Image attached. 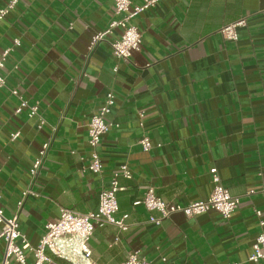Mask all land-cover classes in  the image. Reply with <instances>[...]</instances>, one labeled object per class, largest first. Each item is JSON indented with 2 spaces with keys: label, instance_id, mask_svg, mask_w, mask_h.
<instances>
[{
  "label": "crops",
  "instance_id": "1",
  "mask_svg": "<svg viewBox=\"0 0 264 264\" xmlns=\"http://www.w3.org/2000/svg\"><path fill=\"white\" fill-rule=\"evenodd\" d=\"M8 1L0 0V9ZM115 18L111 0H20L1 24L0 59L11 49L1 71L7 86L0 90L5 216L18 213L30 169L50 142L32 185L38 196L18 213L31 246L62 208L96 212L103 187L128 165L133 178L120 179L117 217L128 215L129 228L96 226L92 263L123 264L139 252L150 264H254L248 258L264 232V0H161L133 21L142 45L131 62L111 48L120 29L87 57L93 35ZM242 18L247 27L238 42L225 40L220 30ZM13 90L40 103L43 129L27 111L15 115L20 100ZM111 91L113 126L100 147L104 171L93 174L88 125ZM16 131L21 137L12 142ZM143 136L153 143L148 153L139 144ZM213 168L241 201L229 220L212 210L191 219L176 213L157 225L150 220L161 219L160 212L134 206L150 188L172 204L205 201ZM4 252L0 240V264Z\"/></svg>",
  "mask_w": 264,
  "mask_h": 264
},
{
  "label": "built area",
  "instance_id": "2",
  "mask_svg": "<svg viewBox=\"0 0 264 264\" xmlns=\"http://www.w3.org/2000/svg\"><path fill=\"white\" fill-rule=\"evenodd\" d=\"M20 0H9L7 5L0 9V26L5 21L9 13L16 8ZM114 4L115 19L102 31L93 35L89 53L87 57L94 52L96 47L105 42L106 39L115 34L117 29L122 34L111 43L114 55L121 61L131 62L133 53L138 51L142 45V35L138 28L134 26L133 21L146 10L155 7L161 0H142L139 6H132L130 0H111ZM247 27V19L242 18L231 24L225 25L220 34L230 42H238L241 29ZM16 45L20 41L15 42ZM11 49H7L0 59V90L7 86L6 78L2 76L1 71L5 69V62ZM118 72V68L114 69ZM12 94L20 100L19 107L15 115H20L23 111L28 112L30 119L38 120V128L43 129L46 120L41 116L40 103H31L24 96H21L17 90ZM115 93L113 91L106 95L102 107L92 116L88 125V143L90 147V164L87 171L93 174H102L104 166L101 159L100 147L103 137L113 126L108 122V118L115 106ZM144 114L141 113V117ZM119 127L118 125H115ZM143 126V124H141ZM21 137V132L16 131L11 136V141L16 142ZM145 153L153 149V143L147 136H143L139 141ZM50 142L44 143L39 151L36 160L31 169L30 176L32 183L29 188L23 192V199L19 203V211L24 202L30 196L37 197L32 185L34 180L40 174L45 160L50 150ZM212 190L205 201H198L186 206L168 203L155 194V190L150 188L142 200L134 203V206H144L148 211H158L161 213V219L151 218V222L157 225L162 220L169 219L176 213H182L187 218H195L208 213L217 211L225 220L231 219L238 210L241 201L231 195L230 191L222 184L218 170L213 168L211 171ZM131 180L133 172L128 165H123L117 171L110 183L105 185L100 193L99 207L96 212L82 214L70 209L62 208L57 221L49 223L46 226L45 235L41 238L36 247L30 245L23 237L20 230L19 211L13 217H6L4 210L0 207V240L5 244L4 259L1 264H29V258H33L31 264H94L92 263V250L89 247L90 240L94 234L96 226L114 225L122 231L128 230V215L117 217L119 212L118 193L121 191L120 179ZM256 194L250 191L249 195ZM264 195V191H262ZM0 195V199H1ZM259 218L262 217L260 211H256ZM264 226V222H261ZM250 263L259 264L264 262V232L258 235L253 245V253L248 258ZM123 264H150L140 256L139 252L130 253Z\"/></svg>",
  "mask_w": 264,
  "mask_h": 264
}]
</instances>
